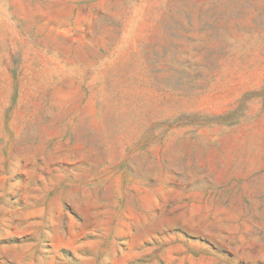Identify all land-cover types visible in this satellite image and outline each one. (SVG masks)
Returning <instances> with one entry per match:
<instances>
[{
    "label": "rangeland",
    "instance_id": "374dc122",
    "mask_svg": "<svg viewBox=\"0 0 264 264\" xmlns=\"http://www.w3.org/2000/svg\"><path fill=\"white\" fill-rule=\"evenodd\" d=\"M0 264H264V0H0Z\"/></svg>",
    "mask_w": 264,
    "mask_h": 264
}]
</instances>
